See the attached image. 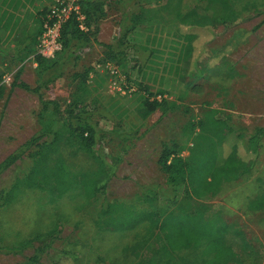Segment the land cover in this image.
Listing matches in <instances>:
<instances>
[{"label":"rangeland","instance_id":"obj_1","mask_svg":"<svg viewBox=\"0 0 264 264\" xmlns=\"http://www.w3.org/2000/svg\"><path fill=\"white\" fill-rule=\"evenodd\" d=\"M52 1L37 0L41 11L26 18L28 24L33 20V27L24 31L26 35L31 33L24 51L0 49V84L4 87L0 99V162L47 125L52 106L43 107L41 100H45L61 109L75 104L76 112L98 122L105 135L97 149L105 166L112 165L113 175L105 191L92 198L85 197L76 185L56 201H51L44 189L24 184L16 187L11 199L0 205V248L39 238L21 254L0 251V264H24L36 248L41 249L32 264H137L133 258L121 259L122 252L147 245L148 223L140 220L130 230L105 231L98 228L107 217L100 214L101 208L109 202L138 214L163 206L160 197L151 204L139 199L140 189L149 185L166 187L167 175L158 163L164 149H180L181 157L186 159L193 151L208 148V141L198 137V123L205 124L204 134L209 136L212 112H217L215 117H228L238 127L218 145L225 154L242 141L240 136L246 141L256 128H264V0H103L106 15L91 27L97 28L95 43L78 49L76 64L68 63L60 77L34 92L47 73L33 62L35 45L31 40L37 42L42 13ZM124 9L145 11L153 22L139 27L141 41L161 43L156 64L146 69L145 79L136 68H130L138 66L136 61H143V54L128 61L115 54L106 61L104 46L115 43ZM187 12L203 16L210 27L198 33L204 45L196 56L198 77L178 83L169 66H164L172 50L165 45L163 26L171 15ZM9 55L12 60L7 63L5 57ZM16 78V86H12ZM137 82H144L148 92L143 94ZM19 83L29 89L20 88ZM158 95L165 96L158 101L161 105L142 116V102ZM53 119L55 123L57 118ZM72 151L65 147L58 151L63 167L81 173L98 169V163L85 153L73 156ZM27 154H21L16 163L0 173V198L15 186L16 180L24 178ZM246 156L253 158V151ZM179 193L178 206L184 196L181 190ZM261 197L264 134L251 169L224 183L221 191L205 202L210 214L218 215L229 228L224 243L236 252V257L224 264H264V208L254 211L251 207V202ZM59 226L60 232L49 234ZM199 250L178 251L173 261L200 263L203 258ZM162 261L155 257L153 264H164Z\"/></svg>","mask_w":264,"mask_h":264},{"label":"trees","instance_id":"obj_2","mask_svg":"<svg viewBox=\"0 0 264 264\" xmlns=\"http://www.w3.org/2000/svg\"><path fill=\"white\" fill-rule=\"evenodd\" d=\"M79 6L80 13L85 17L86 31L79 29L73 17L62 28V52L56 59L46 60L36 54L34 49V61L38 69L47 73V77L40 80L34 92H39L41 87H47L49 83L60 77L68 63L76 64L80 58L76 53L78 49L91 47L95 43L94 34L97 28L93 30L91 27L92 25L96 27L105 17V3L103 0H80ZM152 20L141 9L122 10L115 43L104 46L108 52L106 61L112 60L111 55L115 54L123 56L127 61L134 59L136 55L143 54V61L140 63L136 61L135 64L138 66H130V68H136L138 74L145 79L146 69H151V65L156 64L159 52L157 46L161 43L160 41L156 43L141 41L139 27L152 23ZM208 27L210 25L206 18L198 16L195 12L176 13L164 21L165 45L172 50L171 58L164 63V66H169L171 72L176 75L178 83L187 77H198L196 56L204 48L198 33L200 29ZM38 28L35 35L37 38L41 34L40 26ZM30 35L31 33L29 35L23 33L28 41ZM31 42L36 46L35 38ZM16 80L17 78L12 86H16ZM137 83L143 94L148 92V86L144 82ZM18 86L25 90L29 89L23 83H19ZM3 91L4 87L0 84V99ZM41 105L43 107L52 106L47 125L0 162L1 173L16 163L21 154L28 151L29 163L28 169L24 171V178L16 180L14 189L10 188L4 196H1V206L11 199L15 188L20 184L46 190L51 195V201H56L75 185L79 186L85 197L92 198L97 193L105 191L113 175L112 165L105 166L104 157L97 149L100 138L105 135L104 131L99 128L98 122H93L90 117L84 116L83 112H76L75 104L61 109L55 102L41 100ZM160 105L161 103L156 99L146 98L142 102L140 113L146 116ZM216 114L217 112H212L209 115L213 122H211L209 136L204 134L205 124L198 123L201 129L198 137L208 141V148L197 149L186 159L181 157L180 149H164L158 163L167 175L166 187L149 185L140 189L139 199L151 204L160 197L163 199V206L138 214H134L120 204L105 202L102 206L100 214L107 217L98 224L99 229L123 232L133 229L140 220L148 223L147 245L143 243L141 247L124 250L122 253L126 261L133 258L137 264H153L157 257L158 260L162 258L164 264H178L177 260L173 261L176 252L196 248H200L199 251L203 258L200 263L196 264H224L236 257V252L224 243V236L229 232L227 224L218 215L210 214V207L205 202L218 194L224 183L238 178L251 169L258 156L259 142L264 134V128H256L246 141H243V136H240L242 141L231 146L225 154L224 148H218V145L227 135L237 131L238 127L228 117H215ZM52 117L57 118L55 123ZM44 138L45 140L40 142ZM62 147L73 148L71 152L73 156L85 153L95 163H98V169L93 173L69 171L57 158L58 151ZM249 150L253 151V158H247L246 153H249ZM180 190L184 196L178 206ZM251 207L254 211L262 210L264 197L251 202ZM56 232H60V226L49 234ZM38 238L39 235L18 246L0 248V251L21 254L26 248L33 247V242ZM40 249L36 248L34 255L24 264H32L36 261Z\"/></svg>","mask_w":264,"mask_h":264},{"label":"built area","instance_id":"obj_3","mask_svg":"<svg viewBox=\"0 0 264 264\" xmlns=\"http://www.w3.org/2000/svg\"><path fill=\"white\" fill-rule=\"evenodd\" d=\"M79 2L80 0L52 1L41 17V34L35 46L36 54L49 61L56 59L62 52V28L73 17L76 19L81 31L87 30L84 24L85 17L80 13ZM33 62L36 64L35 61ZM110 74L111 76L114 74L113 70ZM162 98H165V96L158 95L155 99L160 101Z\"/></svg>","mask_w":264,"mask_h":264},{"label":"crops","instance_id":"obj_4","mask_svg":"<svg viewBox=\"0 0 264 264\" xmlns=\"http://www.w3.org/2000/svg\"><path fill=\"white\" fill-rule=\"evenodd\" d=\"M11 1L0 0V49L9 47L13 52H21L29 44L23 33L25 30L29 32V29L33 27V20L28 24L26 18L31 14L35 17L36 12L41 10L37 9L39 5L37 0H28V2L26 0H15L12 7H9ZM5 58L7 63L12 60L10 55ZM122 258L125 259L124 256H121Z\"/></svg>","mask_w":264,"mask_h":264}]
</instances>
